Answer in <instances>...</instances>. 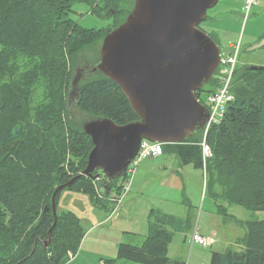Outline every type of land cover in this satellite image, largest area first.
<instances>
[{"label": "trees", "instance_id": "obj_1", "mask_svg": "<svg viewBox=\"0 0 264 264\" xmlns=\"http://www.w3.org/2000/svg\"><path fill=\"white\" fill-rule=\"evenodd\" d=\"M76 3L103 10L110 19L123 13L120 0H0V264H67L85 231L74 213L58 209L60 195H85L94 209L111 213L127 179L106 184L98 172L83 173L92 149L82 131L87 119L117 125L138 120L120 88L96 72L79 84L72 107L67 97L77 55L97 44L100 50L103 38L130 10L121 23L95 31L72 18ZM212 81V87L195 93L202 105L219 87ZM230 91L233 101L205 135L210 158H202L203 132L161 145L181 165L203 172L205 194L225 224L232 221L226 206L264 212V69L238 65ZM72 109L84 119L77 121ZM68 183L56 197L54 225L51 196ZM160 215L149 212L140 246L119 244L116 259L105 264H186L168 257L172 234ZM239 224L246 233L233 244L237 249L212 252L210 264H264V220Z\"/></svg>", "mask_w": 264, "mask_h": 264}, {"label": "water", "instance_id": "obj_2", "mask_svg": "<svg viewBox=\"0 0 264 264\" xmlns=\"http://www.w3.org/2000/svg\"><path fill=\"white\" fill-rule=\"evenodd\" d=\"M218 1L133 0L124 22L103 38L99 60L74 69L69 107L79 97V84L100 72L120 88L138 118L125 125L106 118L83 123L92 143L84 175L98 172L109 184L124 176L142 140L180 144L205 130L209 112L195 93L213 78L220 51L199 25ZM262 69L250 66L252 71ZM68 185L51 196L54 225L56 197Z\"/></svg>", "mask_w": 264, "mask_h": 264}, {"label": "rangeland", "instance_id": "obj_3", "mask_svg": "<svg viewBox=\"0 0 264 264\" xmlns=\"http://www.w3.org/2000/svg\"><path fill=\"white\" fill-rule=\"evenodd\" d=\"M246 1L247 0H219L215 7L207 10L206 19L199 25V29L216 43L222 56L233 54L237 50L238 60L241 66L250 65L264 67V0H254L255 4L251 6L249 10L246 8ZM119 5L123 13L110 19L103 10L95 9L93 11L87 4L76 3L72 7V18L83 28L93 29L95 31L106 30L112 24L121 23L123 21L125 18L124 12L131 10L133 7V0H120ZM98 58L99 44L80 52L77 55L76 64L77 66L94 64ZM213 78L215 82L217 81L219 83L217 78ZM212 86L213 81L207 84L206 89ZM205 95L206 94H203L202 96L204 97ZM72 113L77 121L84 119L83 115L78 113L75 109H72ZM192 172V176L186 174L183 176L184 190L177 195L171 194L170 197L175 198L178 204L176 208L178 209L182 201H184V203L190 207V213H193L194 223L197 224L200 211L206 212L207 209H209L211 213H214L215 204L209 194H205L203 173H200L199 177L197 172ZM65 196H68V199H63ZM119 208L120 206L112 215L103 213L94 209L85 195L63 191L60 195L58 209L74 213L79 218L81 225L83 223L85 228L100 217L104 219L110 215L111 218H113L112 220H114ZM226 208L227 215L232 218V221L220 225L218 228L213 226L214 223L212 220L204 222L201 219L199 223V227L201 226L202 231L210 230L209 225H211L217 234L216 235L215 232H210L207 235V237H210L215 243L211 248L203 249L196 245L191 246L188 242L187 248H185V251H182V244L180 243L179 237L175 235L177 234V230L173 228L171 231L173 242L171 241L168 246V257L171 258L175 254L182 253L184 256L183 261L188 264L189 256L193 251L192 254L194 257H192L196 258L198 263L210 264L211 253L221 251L218 247L223 248L225 247V243L228 244V241L245 236L246 231L239 223L250 220H264V212L262 211L252 213L242 207L234 205L230 207L226 206ZM173 209L174 205L172 204L171 210ZM134 210H136V208ZM138 211L140 212V209ZM174 213L177 215L178 212ZM186 214H189L188 211ZM189 215L191 216V214ZM202 217L205 218V215H202ZM230 248L233 250L237 249L236 245L233 244ZM81 256L83 257L84 254ZM81 256L77 260L75 259L76 261L72 260L67 262V264H80L82 261ZM99 260V257L94 256L91 264H99Z\"/></svg>", "mask_w": 264, "mask_h": 264}, {"label": "crops", "instance_id": "obj_4", "mask_svg": "<svg viewBox=\"0 0 264 264\" xmlns=\"http://www.w3.org/2000/svg\"><path fill=\"white\" fill-rule=\"evenodd\" d=\"M161 154L156 158L142 160L143 162L141 161L136 166L129 190L125 194L114 220L108 215L104 219L100 217L85 228L82 223L85 234L78 254H74L72 260H77L84 254L83 257L81 256L82 261L80 264H91L94 256L100 258L99 264H105L106 261L116 259L119 244L140 246L148 234L147 222L151 210L161 214V223L170 232L173 228L177 230L175 235L179 237L182 251H185L187 243H190V234L195 225L198 226V231L205 237L210 232H215L211 225H209L210 230L202 231L201 226L199 227L201 219L204 222L212 220L213 226H216V228L225 224L224 218L216 214L215 206L214 213H211L209 209L206 212L200 211L197 224L194 223L190 207L184 201H182L179 209L176 208L178 204L175 198H171L170 195H177L184 190V174L192 176V171H195L200 177V173L203 172L194 169L191 165H181L180 160L173 154L163 152ZM63 199H68V196ZM172 204L174 205L173 210H171ZM135 208L136 210L140 209V212L134 210ZM187 211L191 216L186 214ZM174 212H178L177 215ZM108 214L112 215L114 212H108ZM202 215H205V218ZM238 239L241 238L228 241V244L225 243V247H218V249L222 251L235 244ZM192 253L193 251L189 256L188 264H201L198 263L196 258H193ZM171 259L183 261L184 256L182 253L175 254Z\"/></svg>", "mask_w": 264, "mask_h": 264}, {"label": "built area", "instance_id": "obj_5", "mask_svg": "<svg viewBox=\"0 0 264 264\" xmlns=\"http://www.w3.org/2000/svg\"><path fill=\"white\" fill-rule=\"evenodd\" d=\"M254 4H255L254 0H247L246 1L247 10H249L251 6H253ZM236 68H237V51L231 55L229 54L225 56L222 55L220 56L219 65L216 73L217 74L216 78L219 80L220 86L212 95L208 96L204 104L209 112V121L203 132L204 137L202 138V142L200 143V147L202 149V158L204 161L210 158L211 156L210 149L205 143V135L207 134L208 129L210 128L211 125L219 123L225 112V107L234 99L230 91V84ZM160 155H161L160 145L150 143L146 140L141 141L139 150L135 158L126 169L127 179L123 183L122 193L118 198L113 200V202H115V209L113 212H115V210L120 206L125 194L128 192L136 166L142 160L155 158ZM190 244L206 249L211 247L214 244V242L210 237H205L201 235L200 232L198 231L197 226H195L190 234ZM68 258L69 260H72L74 258L73 254L68 253Z\"/></svg>", "mask_w": 264, "mask_h": 264}, {"label": "bare ground", "instance_id": "obj_6", "mask_svg": "<svg viewBox=\"0 0 264 264\" xmlns=\"http://www.w3.org/2000/svg\"><path fill=\"white\" fill-rule=\"evenodd\" d=\"M70 253H71V252H70ZM71 254H73V256H74V253H71ZM67 257H68V255H67ZM68 261H70L69 258H68ZM102 264H103V263H102Z\"/></svg>", "mask_w": 264, "mask_h": 264}]
</instances>
